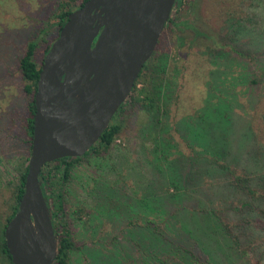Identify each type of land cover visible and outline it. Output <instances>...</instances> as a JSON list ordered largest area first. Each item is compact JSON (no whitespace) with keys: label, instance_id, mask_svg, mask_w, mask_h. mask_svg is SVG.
<instances>
[{"label":"rangeland","instance_id":"374dc122","mask_svg":"<svg viewBox=\"0 0 264 264\" xmlns=\"http://www.w3.org/2000/svg\"><path fill=\"white\" fill-rule=\"evenodd\" d=\"M62 1L0 0V227L30 157L19 61L38 41L41 66ZM173 18L133 94L156 92L158 105H125L108 150L75 163L62 187L58 217L74 244L67 264H178L147 260L139 232L151 224L168 236L182 222L170 213L200 209L215 222V259L203 251L188 264H264V0H183ZM157 140L164 161L155 158ZM142 198H154L153 210Z\"/></svg>","mask_w":264,"mask_h":264},{"label":"water","instance_id":"95a60500","mask_svg":"<svg viewBox=\"0 0 264 264\" xmlns=\"http://www.w3.org/2000/svg\"><path fill=\"white\" fill-rule=\"evenodd\" d=\"M176 0H87L71 12L40 66L24 193L4 229L11 264H53L44 165L81 157L130 94Z\"/></svg>","mask_w":264,"mask_h":264},{"label":"trees","instance_id":"16d2710c","mask_svg":"<svg viewBox=\"0 0 264 264\" xmlns=\"http://www.w3.org/2000/svg\"><path fill=\"white\" fill-rule=\"evenodd\" d=\"M86 1L87 0H82L78 5L76 4L77 0H65L60 2V13L57 15V22L55 24V26H57L58 28V33L67 21L68 15L74 10L80 8ZM176 1L177 7H180L183 0ZM169 23L172 25L173 21H170ZM51 44L45 47V55L48 53ZM37 46L38 41L29 42L18 65L19 71L24 81V92L29 97L28 117L26 119L25 129L27 134L26 142L29 145L30 150L33 133V116L35 113L34 95L36 92L37 81L40 72V66H37V64L33 60ZM140 76L138 77V80ZM137 83L138 81L136 82L126 102L118 109V112L113 118L120 116L125 105L131 103L132 101L142 102V108H144L146 111L155 109V106L158 105V95H156V92L152 94L145 91L144 89H141L137 92L136 96L133 95L136 90ZM139 96L142 97L141 100H139ZM159 112L160 107L156 109V113L154 114V122H156L157 124L161 123ZM219 119L220 117H215V129H217L218 126L221 125V121ZM119 131L120 125H118L116 122H111L109 127L100 136L97 146L86 153L83 158H69L54 161L52 163L44 165L41 170V173L39 175V183L43 197L50 212L53 231L57 242V255L53 264H67L69 253L72 249H74L73 241L70 239L68 232L65 230L63 223L59 221L58 217L59 212H61L62 209V187L65 183L68 182L70 170L75 163L80 162L84 158H87L90 154L94 153L98 155L100 153H105L114 142ZM163 144L164 143H160L158 140L155 141L154 146L157 147L153 149V152L155 151L156 159L164 161V159L166 160V158H164L165 150H163ZM159 145H161V147H159ZM221 148L223 149V147ZM204 152V156L205 154L211 156V153L207 151L206 148H204ZM211 152L215 154V149H212ZM26 174L27 166L20 175L18 183L15 185V189L13 191V203L10 205V214L6 217L2 227H0V258L8 264H11V259L5 246L4 229L17 213L18 203L24 193V181ZM178 196L179 195L177 192L171 193L166 202L172 204ZM153 199L154 198H142L139 202L142 208L145 206L148 207V209L153 210L152 206L156 204ZM197 205H201L202 208L204 207L202 201ZM126 207L128 215L134 212V204H126ZM214 214L215 212H212L211 215L214 217ZM176 215H182V222L179 227L180 229L175 230V232L171 231L170 235L168 236H165V233L160 234L157 229L152 230V228L150 227L151 224L149 226L147 224L146 226L143 225L141 231L139 232V247L140 250L143 251L145 257H147L146 259H152V261L154 262L155 260L157 261L164 257L165 260L162 261L164 263H167L169 261L168 259H173L174 261H177L178 264H188V261L190 259L196 258L197 254L205 251V254L209 255V259L211 261H214L215 240L213 237L214 234L212 232L215 222L211 219V216L207 212V209H200V214L198 215H191V213L178 214L176 212H172L169 216L170 218H175ZM146 223H149V221H147ZM211 225H213V227ZM227 231L224 230V233L227 234ZM146 242H148V244ZM212 245H214V247ZM149 254L152 258L149 256ZM109 263H111V261Z\"/></svg>","mask_w":264,"mask_h":264},{"label":"flooded vegetation","instance_id":"af4514ba","mask_svg":"<svg viewBox=\"0 0 264 264\" xmlns=\"http://www.w3.org/2000/svg\"><path fill=\"white\" fill-rule=\"evenodd\" d=\"M177 1L175 2V5L173 6V8H172V10H171V14H170V17H169V19L167 20V22L165 23V25H164V28H163V31L164 30H166V28H167V26H169L170 25V21H173V24L172 25H177V23H175V20H174V18H173V14H174V12H175V10L178 8L177 7ZM169 23V24H168ZM184 23V22H183ZM184 24H186V22L184 23ZM163 31H162V33H163ZM162 33H161V35H162ZM160 35V36H161ZM159 39H160V37H159ZM159 39H158V42H159ZM158 42H157V44H158ZM156 47H157V45H156ZM156 47H155V50H156ZM155 50H154V52H155ZM154 52L152 53V55L150 56V58L143 64V66H142V68H141V70H140V72H139V74H138V76H137V78H136V80H135V82H134V85H133V88H134V86H135V84H136V82L138 81V77L142 74V72L144 71V69L146 68V65L150 62V60H151V58H152V56H153V54H154ZM133 88H132V90H133ZM132 90H131V92H132ZM131 92H130V94H131ZM129 94V95H130ZM129 95H128V97H129ZM128 97L126 98V100L128 99ZM126 100L124 101V103L126 102ZM123 103V104H124ZM122 104V105H123ZM121 105V106H122ZM120 106V107H121ZM119 107V108H120ZM118 112V111H117ZM116 112V113H117ZM115 113V114H116ZM115 114L113 115V117L115 116ZM113 117L111 118V120H110V122H109V125H110V123H111V121H112V119H113ZM109 125H108V127H109ZM99 139H100V137L98 138V140L96 141V143L93 145V146H91L90 148H89V150L86 152V153H88L92 148H94V147H96L97 146V143H98V141H99ZM86 153L84 154V155H82L81 157H68V158H62V159H74V158H83L85 155H86ZM62 159H59V160H62ZM85 159V158H84ZM58 161V160H57ZM82 161V160H81Z\"/></svg>","mask_w":264,"mask_h":264}]
</instances>
